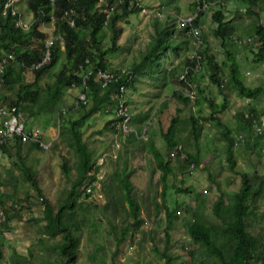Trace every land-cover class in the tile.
I'll list each match as a JSON object with an SVG mask.
<instances>
[{
	"label": "rangeland",
	"instance_id": "374dc122",
	"mask_svg": "<svg viewBox=\"0 0 264 264\" xmlns=\"http://www.w3.org/2000/svg\"><path fill=\"white\" fill-rule=\"evenodd\" d=\"M8 1H13L12 7L18 11V18L28 27L37 20L27 7L26 0ZM142 2L147 5L146 12L130 13L115 22L118 48L106 54L108 68L133 71L129 84L122 87L125 109L129 112L128 126L132 130L123 131L121 119L116 118L117 95L114 90L108 95L109 101L94 108L96 98L86 88L87 102L84 106H76L82 87L68 84L55 104H46L45 90L41 92L43 101L39 112L30 115L26 121L30 127H39L44 140L50 143L47 149H42L35 146L29 148L31 142H21L22 160L35 171V184L22 173L14 142H6L9 150L2 151L0 155V196L4 210L0 226V264H59L63 259L59 247L62 236L59 232L51 234L46 230V207L53 213L61 210L64 222L70 225L78 239L77 259L70 264H167L160 254L166 238L175 264H198V260L191 255L193 245L185 219H191L193 210L215 223L226 219L222 213L220 216L214 214V202L220 196L226 203L233 201V194L241 185L242 173L254 180L258 175L263 181L252 200L247 202L252 214L247 221L250 224L248 230L259 233L264 244V62L253 61L252 53L255 50L253 27L257 23L264 26V9L248 13L249 4L244 0H223L221 4L209 1L195 23L198 33L193 36L175 27L171 40L184 43L162 49L158 64L153 66L144 59V49L147 43L154 40L155 10L164 12L158 17L159 22L164 23L171 20L173 14L190 13L193 7H201L202 4L199 5L197 0ZM219 8L224 18L237 26L238 36L234 35L224 45L214 33L217 23L212 20V13ZM168 11L173 14H169V20H166L164 15ZM110 19L103 22L97 34L105 46L110 45L113 34L109 27ZM37 29L48 36L55 31V22L52 17L51 20L39 19ZM37 39L33 36L32 41L36 43ZM199 43L207 45L215 54L225 77L218 86L213 82L206 59L200 64L194 60L196 74L188 78V85L193 87L195 94L190 87L186 88L192 98L184 104L172 95V90L181 87L177 80L183 77L181 73L186 70L187 60L194 58ZM59 46L60 53L55 64L45 70L37 81L41 88L54 81L56 71L66 62L62 41H59ZM227 51L236 58L244 84L260 88L252 97L245 98L229 81ZM24 80H34L30 68L24 71ZM13 96L14 91L7 92L0 86V103H6ZM209 100L220 110L217 115L234 137L233 166L226 157L227 144L221 136L220 127L208 119L212 110ZM177 108L181 109L177 136L183 147L180 155L171 158L172 171L167 177L163 200L160 169L145 141L146 137H150L160 152L167 155L161 131L167 128ZM251 112L255 114L250 116ZM191 114L201 122L197 136L199 163L196 166L184 159L186 151L192 152L196 148L189 122ZM244 117L251 120L247 121ZM71 120H77L75 127L95 161L91 169L94 179L88 188L84 185L91 171L77 181L78 156L59 135L60 126H68ZM257 127L261 131L254 133ZM130 132L135 137L128 138ZM63 160L70 167L68 175L62 170ZM182 164L184 168L180 166ZM123 168L129 171L132 192L140 204L142 218L139 223L134 222L129 214L119 177L114 174ZM254 186L257 184L254 183ZM179 187L188 188L189 192L178 191ZM70 191L74 199L73 207L65 205ZM163 203L169 208L177 204L181 214L169 227ZM122 227H128L131 232L121 239ZM262 251L264 253V246ZM252 264L262 262L254 258Z\"/></svg>",
	"mask_w": 264,
	"mask_h": 264
},
{
	"label": "trees",
	"instance_id": "16d2710c",
	"mask_svg": "<svg viewBox=\"0 0 264 264\" xmlns=\"http://www.w3.org/2000/svg\"><path fill=\"white\" fill-rule=\"evenodd\" d=\"M204 1L209 3V1L215 0H197L199 5L203 4ZM220 1L222 2L223 0H216L215 2L221 4ZM244 1L249 4L248 13L264 9V0ZM6 2L7 0H0V57L5 56L6 53H11L12 57L9 58L6 65L0 68V86L4 87L7 92L14 91V96L8 98V103L16 105L21 111L27 112L29 117L39 112V107L43 101L41 92L44 90V102L46 104H55L60 99L64 86L68 84H77L81 86L87 99L88 93L86 92V88H89L91 95L96 98L94 108L101 103L109 101L108 95L111 93V90H114L115 94H119V86L125 83L123 74L119 73L118 76H116V80L111 81L105 87H101L96 77L100 71L112 70L108 68L109 61L106 58V54L109 51L115 52L118 48L116 43L118 28L115 27V22L130 13H138L141 6L135 4L129 6L127 0H125L123 4L114 7L109 25L113 34L110 37V45L105 46L104 43H102V39L97 36L106 18L105 12L102 11L104 5L99 3L98 0H55L53 6L50 5L49 0H26L27 7L33 12L34 17L37 18L28 29H24L21 25L16 24L19 13L18 11L12 13L11 6H5ZM140 2L142 5L147 6L142 0H140ZM69 6L74 8L73 26L69 25L63 17V10ZM194 8L195 7H193V9ZM200 13L201 10L199 11L197 19ZM169 14H173V12L168 11V13L164 15L166 20H169L167 17ZM177 15L179 14H173V18L164 23L159 22L158 19L160 17H155L152 36L154 40L147 43L144 49V59L149 63H153V66L158 64L162 49H167L170 45L179 46L184 43L183 41L178 43L171 40L173 29L179 27L176 22ZM51 17H53V21L55 22L54 32L62 34V43L64 45L63 52L66 62L56 71L54 81L51 84H47L46 88H41L37 81L45 70L55 64L58 54L60 53V40L57 39L51 46L49 59L42 66L31 69L30 64L41 58L44 49V41L47 37L45 32L37 29L38 21L39 19L51 20ZM212 20L217 23L214 28V33L220 38L223 45L225 41L232 40L234 35L238 36L236 23L231 20H226L220 8L212 13ZM180 29L187 32L186 29ZM253 32L255 35V50H252L253 61L264 62V26L261 23H257L253 27ZM33 36L38 37L36 43L32 41ZM29 41L30 43H28ZM198 47L195 50L194 58L187 60L186 70L181 73L183 77L177 80L181 87L172 90V95H175L184 104L188 103L192 98L188 90H194L193 87L188 85L190 84L188 78L196 74L194 60L200 64L203 59H206V65L209 68L213 82L218 86L221 85L225 77L222 66L217 62L215 54L210 51L209 47L202 43H199ZM226 54L230 68L229 81L238 88L245 98L252 97L260 88H252L245 85L241 79V71L236 58L229 51H227ZM27 68H30L34 73V80L32 82H26L24 80V71ZM85 75H87V78L85 79L84 85L83 79ZM129 82L130 81L126 82V84H129ZM188 87L190 88L186 89ZM191 96H193V94ZM209 104L212 110L208 119L212 120L220 127L221 136L226 140L227 144L226 157L230 165L233 166L234 156L232 146L234 137L229 133L227 125L217 115V112L220 110L212 104L211 100H209ZM84 105L85 103H79L78 106ZM180 111V108L176 109V114L171 117L167 128L161 131V136L166 144V156L160 152L150 137H146L147 139L145 141L148 145V150L152 153V157L156 161L157 167L160 169L163 200L166 193L167 177L172 171L171 158L180 155L183 147L177 136L179 130L178 113ZM254 114V112H251L250 116ZM58 116L59 119H61V112H59ZM116 118L117 120L121 119L122 115L117 114ZM244 119L247 121L251 120L250 117H244ZM189 120L191 124V134L195 141L196 148L192 152L186 151L184 159L186 163H192L196 166L199 163L197 136L201 122L194 114H191ZM76 124H78L77 120H71L68 126L61 125L59 128V135L78 156L76 163L78 171L77 181H81V179L91 171L84 185V188H88L94 179V172H92L91 169H93L95 161L91 158L90 150L81 140V133L78 128L76 129ZM107 124L112 127L110 121H107ZM127 137L130 138L135 136L130 132ZM13 142L15 144V152L18 155V159L21 161L20 168L22 173L35 184V171L29 165L24 164L22 160L21 141L19 138H15L12 140V143ZM6 145L7 143L2 144L1 149L2 151L8 152L9 149ZM34 146L39 147L35 143H29L28 145L29 148ZM180 166L183 168L185 167L183 164ZM61 167L64 174L68 175L70 167L65 160H63ZM114 174L115 177H119V184L123 191L124 201L128 205L129 214L134 218V222H141L140 204L132 192L133 184L129 179V171L127 172L123 168L121 171H115ZM249 177L250 176L247 174L242 173L241 185L233 194V201L226 203L222 196H220L214 202V214L220 216L222 213L226 216V219H222L220 223L209 221L202 216L200 212L198 214L196 210H193L191 219H185V226L193 245L191 255L194 259L198 260V264H252L254 258L259 259L262 264H264V253L262 251L264 244L261 240L262 238L259 233L254 234L248 230L250 224L247 221V217L251 214V209L247 202L252 200L255 196V192L263 185V181L258 175L255 180ZM254 183L257 184L256 187ZM177 190L189 192L188 188L179 187ZM71 197L72 191H70V195L65 201V205L69 207L74 206V199ZM163 206L165 207L167 227H169L175 219L181 217V214L178 212L177 204L172 208H169L165 203H163ZM0 207L3 212V198L1 196ZM44 216L46 220V230L51 234H53V231L59 232L62 236L59 247L62 251L63 259H61L59 264L76 262L78 239L73 234L70 225L64 222L62 211L58 209L53 213L49 207H46ZM3 220L0 222V226ZM130 232L131 230L128 227H122L120 238H124L126 234ZM165 235L168 237L167 231ZM167 239L168 238H166L164 247L160 250V254L167 264H175L172 254L168 250Z\"/></svg>",
	"mask_w": 264,
	"mask_h": 264
},
{
	"label": "built area",
	"instance_id": "2783aa9c",
	"mask_svg": "<svg viewBox=\"0 0 264 264\" xmlns=\"http://www.w3.org/2000/svg\"><path fill=\"white\" fill-rule=\"evenodd\" d=\"M55 0H49V3L51 6L54 5ZM216 1V0H215ZM13 1H8L5 3V6H11L12 13L16 12V9H14L12 6ZM99 3H102L104 7L102 8V11L105 12V20L111 18L112 10L116 5L123 4L125 0H98ZM127 3L129 6L135 4L140 7L139 12L143 13L146 12L145 5H142L140 0H127ZM208 5V2L204 1L201 7H195L190 13L185 14H179L176 17V22L178 23L180 28L186 29L187 33L190 35H196L198 33V27L194 24L197 20V16L199 14L200 10H203ZM74 8L72 6H69L63 10V17L66 19V21L69 23V25H74ZM164 14V12L159 9L155 10V16L160 17ZM53 19V17H52ZM16 24L21 25L23 28L28 27V24L24 22L22 19L18 18L16 19ZM59 39L62 41V34L53 32L52 34H49L44 41V49L42 56L39 60L32 62L30 64L31 69L38 68L42 66L50 56L51 46L55 43V41ZM12 57L11 53H6L5 56L0 57V68L7 63L5 61H9V58ZM121 73L123 74V79L125 80L124 84H121L119 86V94H116L117 97L115 99V104L117 107V114L122 115L121 118V125L123 131L127 132L131 131L132 128L128 126L129 121V113L125 109L126 101L123 98V89L122 87L126 85V82L131 80V73L132 71L129 69L121 71L120 69L118 71H112V70H103L100 71L96 77L98 79L101 87H105L108 83H110L113 80H116V76ZM183 76V74H182ZM87 78V75L84 76L83 83L85 85V79ZM87 97L85 93L82 91L81 94L78 96L76 101V106L79 105V103H86ZM28 115L27 112L21 111L17 108L16 105L10 104L8 102L6 103H0V155L2 153L1 145L10 141L14 140L15 138H19L21 142H31L37 144L42 149H47L49 146V142H46L43 138V133L41 129L37 126H29L27 125ZM261 131L260 127H257L254 131L259 132ZM3 219V212L0 207V222Z\"/></svg>",
	"mask_w": 264,
	"mask_h": 264
}]
</instances>
